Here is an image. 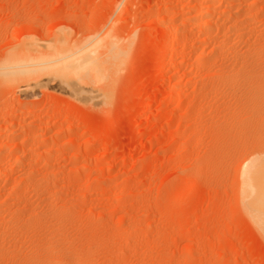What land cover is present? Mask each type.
<instances>
[{
    "label": "rangeland",
    "instance_id": "obj_1",
    "mask_svg": "<svg viewBox=\"0 0 264 264\" xmlns=\"http://www.w3.org/2000/svg\"><path fill=\"white\" fill-rule=\"evenodd\" d=\"M202 2L0 0V264H264V0Z\"/></svg>",
    "mask_w": 264,
    "mask_h": 264
},
{
    "label": "bare ground",
    "instance_id": "obj_2",
    "mask_svg": "<svg viewBox=\"0 0 264 264\" xmlns=\"http://www.w3.org/2000/svg\"><path fill=\"white\" fill-rule=\"evenodd\" d=\"M206 1H208V0H203V2L202 3H205L206 4ZM225 1V0H224ZM259 1V0H258ZM222 2V1H221ZM256 2V1H255ZM201 3V2H200ZM209 5V4H208ZM214 5V4H213ZM255 5V4H254ZM207 7V6H206ZM232 7V6H231ZM239 7V6H238ZM208 8H209V10L208 11H210V9L212 8V6L210 5V6H208ZM230 8V7H229ZM212 10V9H211ZM204 11V10H203ZM214 11V10H213ZM236 13V12H235ZM260 13V12H259ZM233 14V13H232ZM227 15V14H226ZM241 15V14H240ZM245 15V14H244ZM262 15V14H261ZM208 17H209V13L207 12L206 14H204V18H203V23H205L206 21H207V19H208ZM245 18V17H244ZM231 19V18H230ZM240 19V18H239ZM254 19V18H253ZM209 20V19H208ZM212 20V19H211ZM226 21V20H225ZM231 21V20H230ZM252 21V20H251ZM260 21V20H259ZM238 22V21H237ZM203 23H202V25H203ZM208 23H209V21H208ZM212 23V22H211ZM263 24V23H262ZM168 26V25H167ZM234 26V25H233ZM248 26V25H247ZM164 29H168V27H166V24H165V28ZM182 29V28H181ZM255 29V28H254ZM181 33V32H180ZM176 35H175V37H177L178 36V32L177 33H175ZM244 36V35H243ZM66 44V43H65ZM64 44V45H65ZM62 47H63V45H61ZM61 46H57L56 45V47H59V48H55L56 50L55 51H53L54 53H52V55L50 54V56L52 57H50L51 58V60H49V58H47L46 60L48 61V64H51V63H54V62H60L59 63V65L61 64V65H63L62 63H63V61L65 60V62H64V65L65 64H67L66 62H70L71 60H66V59H69V58H71V55L73 56V55H75L76 54V52H75V54H74V50H72V46L70 47V45H69V48H71V50H69L68 48H67V50H65L66 48L64 47V49L63 48H60ZM66 46V45H65ZM68 46V45H67ZM218 50V49H217ZM75 51H77V50H75ZM79 51V50H78ZM48 52V51H47ZM51 52V51H50ZM205 53V52H204ZM207 53V52H206ZM119 54H120V52H119ZM210 54V53H209ZM29 55H30V53H29ZM16 57V56H15ZM20 57V56H19ZM24 57H26V56H24ZM29 57V56H28ZM121 57V59H122V56H120ZM120 57H118V59L120 58ZM12 58V57H11ZM10 58V59H11ZM40 58V57H39ZM124 58V57H123ZM14 59V58H13ZM12 59V60H13ZM30 59H32V58H30ZM30 59H28V61L30 60ZM35 59V58H34ZM30 60L29 62L30 63H25L26 61H23V59H22V61L23 62H21V64L18 62L19 60H21L20 58H19V60L17 61V63H15L14 62V64H16V65H14L13 63H11L10 64V66L9 65H6L7 67L5 68L6 69V71L5 72H3L4 74L2 75V77H3V79H4V81H6V83L7 82H13L12 84V91L14 90V91H18V90H20L23 86H24V84H27V86H26V88H28V89H23V90H25L26 91V93L24 94L26 97H30V98H37V97H39V95L35 92V91H33L34 93H31L32 92V90H36V89H30V92H28L29 91V87L28 86H30L31 87V85L32 84H35L36 86H37V88H38V86H40L41 87V85H39V78L40 77H37L39 74H40V71H42V70H39V68L37 67V66H39V65H37L36 66V64H40V66H41V62L43 63V61L41 60V59H39V60H37L36 61V59L35 60ZM38 59V58H37ZM72 59V62H73V60H74V58H71ZM61 60H63V61H61ZM8 61H10V60H8ZM15 61V60H14ZM32 61H35L34 62V64H31V63H33ZM11 62V61H10ZM40 62V63H39ZM77 62H79V61H77ZM83 62V61H82ZM117 62V61H116ZM120 62V61H119ZM22 63H24V64H22ZM118 63V62H117ZM18 64V65H17ZM47 64V65H48ZM85 64V63H84ZM42 65H44V67H47V65L45 64V63H43ZM46 65V66H45ZM56 65H58V64H56ZM71 65V64H70ZM119 65V64H118ZM4 66V64L2 65V67ZM39 66V67H40ZM72 67H73V65H71ZM81 66V65H80ZM86 66V65H85ZM37 67V68H36ZM43 67V68H44ZM63 67V66H62ZM3 68V69H4ZM34 68H36V69H34ZM40 68H42V66L40 67ZM50 68H52V67H50ZM56 68H58V66H56ZM65 67H63V69H64ZM68 68V67H67ZM4 69V70H5ZM46 70V69H45ZM44 70V71H45ZM50 70V69H49ZM48 70V71H49ZM65 70V69H64ZM62 71L63 73L65 72V71ZM79 70V69H78ZM48 71H47V73H48ZM56 72H58V71H56ZM62 72H61V74H62ZM69 73H71V71H68ZM67 72V73H68ZM77 72V71H76ZM37 73H38V75H37ZM52 73V72H51ZM50 73V74H51ZM54 73V72H53ZM85 73H89V71H88V69H87V71H85ZM72 74V73H71ZM41 76H45V74L44 73H42L41 74ZM48 76V75H47ZM50 77V76H49ZM48 77V78H49ZM53 77V76H52ZM70 77V78H69ZM84 77V76H83ZM42 78V77H41ZM66 78H67V75H66ZM68 78L71 80V75H68ZM77 78H79L78 76H77ZM50 79V78H49ZM68 79V80H69ZM67 81V80H66ZM70 82V81H69ZM74 82V81H73ZM66 83H68V82H66ZM10 84V83H9ZM22 84H23V86H22ZM68 84H70L71 85V83H68ZM6 85V84H5ZM69 85V86H70ZM22 86V87H21ZM35 86V87H36ZM39 87V88H40ZM72 88H74L73 86H72ZM28 90V91H27ZM72 90H74V89H72ZM22 91V90H21ZM23 92V91H22ZM73 93V92H72ZM74 93H76V94H78V91L76 92V91H74ZM178 99V98H177ZM17 110V109H16ZM14 115V114H13ZM20 115V114H19ZM15 116V115H14ZM17 117V116H16ZM20 118V117H19ZM26 118V117H25ZM16 119V118H15ZM11 122V121H10ZM13 125V124H12ZM8 127V126H7ZM17 129V128H16ZM1 134V133H0ZM35 134V133H34ZM42 135V134H41ZM10 137V136H9ZM56 137H58V136H56ZM27 138V137H26ZM54 138V137H53ZM9 139V138H8ZM38 139V138H37ZM29 140H31V139H29ZM29 140H27V141H29ZM23 141V140H22ZM22 141H21V143H22ZM37 141V140H36ZM47 141V140H46ZM23 145V144H22ZM29 145V144H28ZM2 146V145H1ZM8 146H10V145H8ZM63 147V146H62ZM0 149H2V148H0ZM5 149H6V147H5ZM5 153V152H4ZM24 155V154H23ZM260 155V154H259ZM261 155H263V154H261ZM5 157V156H4ZM22 157V156H21ZM26 157V156H25ZM23 158V157H22ZM45 158V157H44ZM264 158V157H263ZM24 159V158H23ZM261 159V158H260ZM251 160H253V159H251ZM255 160H256V158H255ZM258 160V159H257ZM262 160V159H261ZM264 161V160H263ZM92 167V166H91ZM94 168V167H93ZM97 168H94V169H90L91 171H93V170H96ZM99 169V168H98ZM191 186H193V183L191 184ZM242 186H243V188H242V197H243V203H244V205H243V207L246 205V207H247V209H246V207H244L245 208V210L246 211H248L249 212V214L248 215H250V217H251V219H252V221L254 222V225H256V227H258V229L260 230V232H261V234H264V163H262V162H259V160L257 161V162H253L252 164H250L248 167H246V169L244 170V173H243V176H242ZM248 212H246V214L248 213ZM249 217V218H250ZM250 222H251V220H250ZM252 222V223H253Z\"/></svg>",
    "mask_w": 264,
    "mask_h": 264
}]
</instances>
